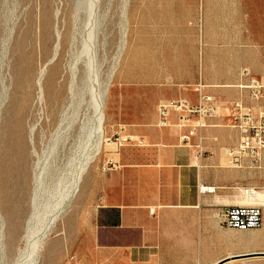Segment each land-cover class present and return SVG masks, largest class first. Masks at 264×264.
Here are the masks:
<instances>
[{
	"label": "rangeland",
	"instance_id": "rangeland-1",
	"mask_svg": "<svg viewBox=\"0 0 264 264\" xmlns=\"http://www.w3.org/2000/svg\"><path fill=\"white\" fill-rule=\"evenodd\" d=\"M95 4L94 24L88 27L90 0H0V159L7 152L11 170L6 198L0 186V264L31 263L29 250L33 238L43 232L49 208L59 202L76 167L87 159L66 214L48 236L36 264H111L110 257L95 259L87 251L98 244L93 229H73L86 215V200H94L89 199L94 183L88 179L102 156L132 144L134 122L157 110L154 99L161 88L194 93L200 79L235 86L244 69L264 76L259 74L264 73V60L255 58L257 43L264 41V0H95ZM90 27L93 38L86 47ZM20 56L27 68L18 73ZM90 69L101 86L107 83L110 88L100 138L97 130L91 136ZM95 137L101 143L96 155ZM255 189L264 191V184ZM237 233L238 239H259L243 254L264 251V221L260 228ZM117 238L110 236L107 242ZM244 263L264 264V257ZM115 264L125 263L115 259Z\"/></svg>",
	"mask_w": 264,
	"mask_h": 264
},
{
	"label": "crops",
	"instance_id": "crops-1",
	"mask_svg": "<svg viewBox=\"0 0 264 264\" xmlns=\"http://www.w3.org/2000/svg\"><path fill=\"white\" fill-rule=\"evenodd\" d=\"M255 58L264 60V41L257 43ZM208 85L206 91L219 99L221 109L203 130L209 154L201 167L195 149L181 143L186 129L176 126L178 114L171 113L169 126L158 125L161 104L183 97L198 101L197 92L171 87L156 93L157 110L149 118L134 122L132 144L100 159L88 179L94 183L89 196L94 200H86V215L73 225L94 230L98 244L87 251L95 259L110 257L111 264L115 259L125 264H218L224 259L219 264H246L245 259L261 257H238L247 245L237 238L238 229L223 225L222 215L227 207L243 204V189L264 184V167L227 166L226 150L237 144L238 134L225 126L223 105L241 93L234 85ZM109 160L117 167H107ZM201 186L214 191L202 192ZM114 235L117 240L107 242Z\"/></svg>",
	"mask_w": 264,
	"mask_h": 264
},
{
	"label": "built area",
	"instance_id": "built-area-1",
	"mask_svg": "<svg viewBox=\"0 0 264 264\" xmlns=\"http://www.w3.org/2000/svg\"><path fill=\"white\" fill-rule=\"evenodd\" d=\"M241 81L235 87L241 96L226 101L225 126L235 129L238 142L226 150L227 166L256 170L264 167V76H255L248 69L241 73ZM209 85L200 79L194 91L198 94L197 103L186 99H176L163 103L158 109V125H170L171 113L178 114L176 126L186 131L180 140L184 145L195 149L196 166L201 167L203 160L209 154L204 145L203 130L211 126L209 120L220 115L219 99L208 93ZM193 139H196L193 142ZM113 160L107 162V167H117ZM202 192H212L214 188L201 186ZM249 189H246V194ZM222 223L228 228L252 230L263 225V208L258 203L232 205L225 209Z\"/></svg>",
	"mask_w": 264,
	"mask_h": 264
},
{
	"label": "bare ground",
	"instance_id": "bare-ground-1",
	"mask_svg": "<svg viewBox=\"0 0 264 264\" xmlns=\"http://www.w3.org/2000/svg\"><path fill=\"white\" fill-rule=\"evenodd\" d=\"M85 1H87V0H85ZM79 2V1H78ZM77 2V3H78ZM84 2V1H83ZM82 2V3H83ZM76 3V4H77ZM87 3H89V2H87ZM84 4V3H83ZM78 5H80V4H78ZM88 4H86V6H87ZM95 0H90V13H88L89 14V19L87 18V21H88V23L87 22H85V23H87V26L89 25V24H94L93 23V18H95V17H93V11H94V9H95ZM96 6H98V5H96ZM78 8V7H77ZM80 9H82V8H80ZM88 10V11H89ZM96 10V9H95ZM76 11V10H75ZM78 11H79V9H78ZM81 11V10H80ZM98 11V10H97ZM77 12V11H76ZM84 13H87V12H85V11H83ZM56 14V13H55ZM85 15V14H84ZM80 16V15H79ZM56 17V16H55ZM46 21H47V19H46ZM48 22V21H47ZM79 22V21H78ZM47 24V23H46ZM45 24V25H46ZM85 25V24H84ZM86 26V25H85ZM90 26V25H89ZM88 26V27H89ZM46 27V26H45ZM49 27V26H48ZM91 28L92 27H90V32H87V35H88V39H86V42H85V46L87 47V44H91V39L93 38L92 37V30H91ZM52 30V29H51ZM85 30V29H84ZM74 33H75V31H74ZM79 34V33H78ZM79 36V35H78ZM81 36V35H80ZM60 38V37H59ZM58 38V39H59ZM67 41V40H66ZM66 41H65V43H66ZM72 41V40H71ZM60 42V41H59ZM70 42V41H69ZM71 43V42H70ZM66 44H68V43H66ZM57 45V44H56ZM64 45V44H63ZM20 46V45H19ZM84 46V47H85ZM89 47V46H88ZM58 48V47H57ZM85 49V48H84ZM90 50V49H89ZM85 52V51H84ZM87 53H89V52H87ZM27 54V53H26ZM93 55V54H92ZM91 55V56H92ZM90 56V57H91ZM29 60V59H28ZM81 60V59H80ZM85 61V60H84ZM92 61V60H91ZM29 63V62H28ZM15 66V65H14ZM16 71L19 73V72H25V70H26V60L23 58V57H18L17 59H16ZM92 70L90 69L89 70V75H88V78H89V88H90V93H91V103H90V105H92L91 107L93 108V115H92V113H91V117H92V119L90 120V122L91 121H94L93 122V124H92V128L93 129H91L93 132H92V134H91V136L93 135V134H95V130H97L99 133H98V137L100 138V135H104V127H103V122H104V120H105V117H106V113H105V99H106V95H107V93H108V90H109V84H107L106 83V85L105 86H101L100 84H99V80H98V75L95 73V75H97V76H94L93 75V72H91ZM88 72V71H87ZM16 74V73H15ZM111 77V76H110ZM110 79V78H109ZM19 82V81H18ZM59 84V83H58ZM56 86H57V84H56ZM51 87V86H50ZM83 90V89H82ZM50 92V91H49ZM87 92V91H86ZM60 93V92H59ZM56 94V93H55ZM16 95V94H15ZM21 98V97H20ZM60 98H62V97H60ZM83 98V97H82ZM17 99V98H16ZM61 100V99H60ZM88 102V101H87ZM60 103H61V101H60ZM59 103V104H60ZM83 103V102H82ZM80 105H81V103H80ZM87 105V104H86ZM55 106V105H54ZM53 107V106H52ZM68 107H69V105H68ZM86 107H88V106H86ZM78 108H79V106H78ZM54 109V108H53ZM65 109V108H64ZM76 109V108H75ZM80 109V108H79ZM81 109H82V107H81ZM80 109V110H81ZM78 110V109H77ZM65 111V110H64ZM75 111V110H74ZM80 112V111H79ZM63 113V112H62ZM68 113V112H67ZM72 113H75V112H72ZM77 113H78V111H77ZM81 113V112H80ZM61 114V113H60ZM59 115V114H58ZM58 115H56V116H58ZM62 115V114H61ZM65 115V114H64ZM67 115H69V114H67ZM77 115V114H76ZM75 116V115H74ZM74 116H73V118H74ZM78 116V115H77ZM79 116H81V115H79ZM69 117V116H68ZM68 117H65V119L66 118H68ZM18 118V120H17V122H18V125H20L21 124V117L19 118V117H17ZM64 118V117H63ZM69 118H71V117H69ZM76 118V117H75ZM74 118V119H75ZM80 118V117H79ZM78 118V119H79ZM87 118V117H86ZM67 120V119H66ZM68 120H70V119H68ZM72 120V119H71ZM70 120V121H71ZM77 120V119H76ZM74 121V120H73ZM86 121V120H85ZM87 122V121H86ZM66 123V122H65ZM75 123H77V122H75ZM82 123V122H81ZM92 123V122H91ZM68 124H71V123H68ZM74 124V123H73ZM72 124V125H73ZM85 124H87V123H85ZM55 125H57V124H55ZM75 125V124H74ZM59 126H61V125H59ZM74 127V126H73ZM76 127V126H75ZM87 127V126H86ZM33 128V127H32ZM56 128V127H55ZM66 128H68V127H66ZM61 129V128H60ZM82 129H84V128H82ZM34 130V129H33ZM63 130V129H62ZM65 130V129H64ZM55 131V130H54ZM68 131V130H67ZM70 131V130H69ZM68 131V132H69ZM83 131V130H82ZM84 131H85V129H84ZM64 132V131H63ZM66 132V131H65ZM71 132V131H70ZM80 132V131H79ZM91 132V131H90ZM82 133V132H81ZM84 133V132H83ZM73 134V133H72ZM89 134V133H88ZM69 135V134H68ZM79 135V134H78ZM85 135V134H84ZM57 136H58V134H57ZM60 136H62V135H60ZM70 136H71V134H70ZM73 136V135H72ZM83 136V135H82ZM96 136V135H95ZM75 137V136H74ZM79 137H81V136H79ZM87 137V136H86ZM94 137V136H93ZM5 138V137H4ZM4 138H3V141H4ZM60 138V137H59ZM64 138V137H63ZM91 138V137H90ZM89 138V139H90ZM99 138H98V140H99ZM103 138V137H102ZM66 139V138H65ZM92 139V138H91ZM95 139H96V137H95ZM30 140H31V137H30ZM79 140H80V138H79ZM78 140V141H79ZM101 140V139H100ZM99 140V141H100ZM103 140V139H102ZM106 140V139H105ZM32 141H34V140H32ZM67 141V140H66ZM65 140H64V142H66ZM76 141V140H75ZM78 141H76L77 143H79ZM89 141H91V140H89ZM88 141V142H89ZM93 141H95V143H96V141H97V139L96 140H93ZM63 142V141H62ZM72 142V141H71ZM85 142V141H84ZM83 142V143H84ZM88 142H87V144H88ZM98 142V141H97ZM108 142V141H107ZM59 143H60V141H59ZM70 143V142H69ZM57 144H58V141H57V143H56V145L55 146H57ZM68 144V143H67ZM82 144V143H81ZM86 144V143H85ZM86 144V145H87ZM100 144L101 143H96V145H95V151L91 148V147H89V148H91L92 149V153L94 152L95 153V155L96 154H98L99 153V151H100ZM108 144L110 145V144H112V143H110V142H108ZM52 145V144H51ZM70 145V144H69ZM78 145V144H77ZM89 145V144H88ZM87 145V146H88ZM53 146V145H52ZM80 146V145H79ZM82 146V145H81ZM86 146V147H87ZM68 147V146H67ZM70 147L71 146H69V149H70ZM92 147H93V144H92ZM72 148H73V146H72ZM71 148V149H72ZM76 148V147H75ZM50 149V148H49ZM60 149V148H59ZM58 149V150H59ZM61 149H63V148H61ZM70 149V150H71ZM86 149V148H85ZM90 149V150H91ZM53 150V149H52ZM66 150V149H65ZM68 150V149H67ZM66 150V151H67ZM81 150H82V148H81ZM84 150V149H83ZM10 151V148H9V150H8V152ZM47 151H48V149H47ZM66 151H64V153L66 152ZM80 151V150H79ZM87 151V150H86ZM85 151V152H86ZM57 152V151H56ZM62 152H63V150H62ZM87 152H89V153H91L90 151H87ZM51 153H52V151H51ZM79 153V152H78ZM88 153V156L90 155ZM91 153V154H92ZM93 153V154H94ZM54 154H55V152H54ZM63 154V153H62ZM58 155V154H57ZM83 155H84V153H83ZM82 155V156H83ZM87 155V154H86ZM6 156H7V152L6 153H4L3 155H2V157H1V159H0V186H1V192H2V196L4 197V198H6L7 196H8V189H7V181H8V175H9V171H11L10 170V165H9V162H7V158H6ZM92 156V155H91ZM81 157V156H80ZM52 158H53V153H52ZM84 159H86L85 157H83ZM89 158V157H88ZM93 158V157H92ZM91 158V159H92ZM95 158V157H94ZM94 158H93V160H94ZM91 159H90V161H91ZM74 160V159H73ZM82 160V159H81ZM87 160H89V159H87ZM87 160H85L82 164H78L77 166H78V168L76 167V169H77V171H75V172H73L72 174V180H71V182L69 183V189H67L65 192H64V194L62 195V198H60L59 199V202L58 201H56V205L54 206L53 205V209L51 208H49V210H51L50 211V214L49 213H47L46 215H47V217H46V223H45V226H44V224H43V227H44V229H42V233H41V235L40 236H37V238H35L34 236V234L32 233V235L31 236H33L32 238L35 240L32 244H31V249L29 250L30 251V253H29V251L27 252V253H29L30 254V256H31V258H32V261H31V263L30 264H36L37 263V260H38V257H39V255L41 254V251L43 250L42 248H44V244H45V242H46V240L48 239V236L56 229V226H57V222L60 220V218L61 217H63V216H65V214H66V208H67V206H68V204H67V202H69V200L68 199H70V197L72 196V194H73V192L74 191H77V188H78V185H79V182H80V180H81V174H82V172H84V169L86 168V165H88L89 164V162H88V164H87ZM75 169V168H74ZM86 170V169H85ZM17 181V180H16ZM14 183V182H13ZM9 184V183H8ZM16 184V183H15ZM12 186H14V184L12 185ZM243 191V195H244V201H243V204H253V203H258V204H261V205H263L264 206V191H262V190H255V189H253V188H251V189H249V192L246 194V190H242ZM15 194H17V192L15 193ZM54 204V203H53ZM49 212V211H48ZM48 214H49V216H48ZM45 215V216H46ZM41 218V217H40ZM39 218V219H40ZM32 219V218H31ZM45 219V218H44ZM41 221V220H40ZM43 222V221H42ZM41 222V223H42ZM42 225V224H41ZM38 229V228H37ZM38 231V230H37ZM41 231V230H40ZM32 232V231H31ZM39 232H37V234H38ZM30 236V237H31ZM28 239V238H27ZM29 240V239H28ZM31 240V239H30ZM241 241L242 242H244V243H246V245H250V244H255V243H258V241H259V239L258 238H253V239H247V238H242L241 239ZM233 257V256H232ZM231 257V258H232ZM238 260V259H237ZM244 260V259H243ZM231 261V260H230ZM239 261V260H238ZM29 263V262H28ZM244 263V262H243Z\"/></svg>",
	"mask_w": 264,
	"mask_h": 264
},
{
	"label": "water",
	"instance_id": "water-1",
	"mask_svg": "<svg viewBox=\"0 0 264 264\" xmlns=\"http://www.w3.org/2000/svg\"><path fill=\"white\" fill-rule=\"evenodd\" d=\"M250 256H261V257H264V251H262V252H254V253H244L242 255H239L238 257H250ZM224 260H226V259H224ZM224 260L220 261L219 263L224 262Z\"/></svg>",
	"mask_w": 264,
	"mask_h": 264
}]
</instances>
